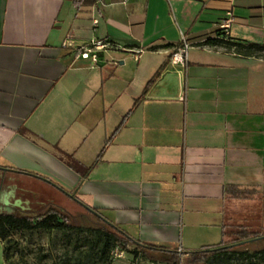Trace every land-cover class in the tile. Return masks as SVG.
Wrapping results in <instances>:
<instances>
[{"label": "crops", "instance_id": "1", "mask_svg": "<svg viewBox=\"0 0 264 264\" xmlns=\"http://www.w3.org/2000/svg\"><path fill=\"white\" fill-rule=\"evenodd\" d=\"M217 31L264 43V0H0V172L17 170L26 205L90 207L143 244L226 240L234 208L264 195V57L207 44ZM91 39L119 47L91 65Z\"/></svg>", "mask_w": 264, "mask_h": 264}, {"label": "trees", "instance_id": "2", "mask_svg": "<svg viewBox=\"0 0 264 264\" xmlns=\"http://www.w3.org/2000/svg\"><path fill=\"white\" fill-rule=\"evenodd\" d=\"M75 4L93 3L94 0H74ZM207 44L220 46L241 56L264 57V43L232 39L217 31V34L205 41ZM158 69L147 81L144 91L159 75ZM85 168V177L89 171ZM225 193L232 198L252 196L254 192L226 186ZM85 214L91 221L88 225H72L66 214L50 210L35 219L17 218L0 215V240L4 242L11 231L40 229L43 231L59 230L61 232L62 252L49 257L45 264H111L112 252L116 249L131 255L132 260L140 257L154 262L165 261V264H179L175 250L164 249L152 244H143L128 236L118 226L97 216L95 209L83 206ZM93 211V212H92ZM234 240L221 241L219 244L184 251L186 264H264V248L257 250L240 249L239 246L249 241L264 238L256 231H249L238 226L233 232ZM4 245V244H3ZM165 256V258H163ZM7 257V248L3 246V258ZM45 258V256H44Z\"/></svg>", "mask_w": 264, "mask_h": 264}, {"label": "rangeland", "instance_id": "3", "mask_svg": "<svg viewBox=\"0 0 264 264\" xmlns=\"http://www.w3.org/2000/svg\"><path fill=\"white\" fill-rule=\"evenodd\" d=\"M31 185L36 188L37 184L32 181ZM68 205L63 211L69 218L72 225H88L91 219L85 214L84 210L78 205L70 206L72 203L64 200ZM236 215L232 218L234 225H226L227 239L229 243L234 240L233 232L238 226H243L249 231H256L261 236L264 235V195L258 196L252 202H246L242 207L234 208ZM242 210V211H241ZM243 212L242 214H239ZM92 222V221H91ZM220 232V231H219ZM220 236L214 242L218 243ZM3 244L7 248L5 264H45L49 257L62 252L61 232L59 230L43 231L40 229L19 230L9 232V236ZM3 245V246H4ZM240 249L257 250L264 248V238L249 241L241 246ZM45 256V258H44ZM165 258V256L163 257ZM187 255L179 256V264H186ZM136 264H165V261L156 260L151 262L137 257L133 260Z\"/></svg>", "mask_w": 264, "mask_h": 264}, {"label": "built area", "instance_id": "4", "mask_svg": "<svg viewBox=\"0 0 264 264\" xmlns=\"http://www.w3.org/2000/svg\"><path fill=\"white\" fill-rule=\"evenodd\" d=\"M230 22L231 19H227L226 22L220 25V28L227 29L229 27ZM63 45H66V42H64ZM190 46H191V42L189 41L187 36L182 32H180L179 44L171 54L169 58V64L172 65L173 67L183 68L187 60V53ZM118 47L119 45L113 42L91 39L87 45L78 48L77 55L83 59H88L91 65H95L96 62L98 61V53L100 51H103L107 48L117 49ZM176 252L178 256L183 254L181 249H177ZM122 255H123V251L116 249L112 252V259L114 260L120 258L122 257ZM131 264H136V263L133 261Z\"/></svg>", "mask_w": 264, "mask_h": 264}, {"label": "flooded vegetation", "instance_id": "5", "mask_svg": "<svg viewBox=\"0 0 264 264\" xmlns=\"http://www.w3.org/2000/svg\"><path fill=\"white\" fill-rule=\"evenodd\" d=\"M6 170V171H5ZM9 171V172H8ZM17 170L12 169H3L0 172V215L15 216L17 218L25 219H35L46 212L50 211H40L34 207V203L37 201H30L28 205L25 204L26 201H23L21 198L23 195L19 191L18 187L15 186V179L12 178L9 173H14ZM33 198L34 195L30 194ZM8 200V204L4 203V200ZM16 200H20L21 203L16 205ZM29 206L28 209H21V207Z\"/></svg>", "mask_w": 264, "mask_h": 264}, {"label": "water", "instance_id": "6", "mask_svg": "<svg viewBox=\"0 0 264 264\" xmlns=\"http://www.w3.org/2000/svg\"><path fill=\"white\" fill-rule=\"evenodd\" d=\"M4 203L5 204H8V200L7 199H5L4 200ZM21 203V201L20 200H16V202H15V204L16 205H19ZM93 212V211H92ZM97 216H99V217H101L98 213H96V212H94ZM102 219H104L103 217H101ZM105 220V219H104ZM107 221V220H106Z\"/></svg>", "mask_w": 264, "mask_h": 264}]
</instances>
